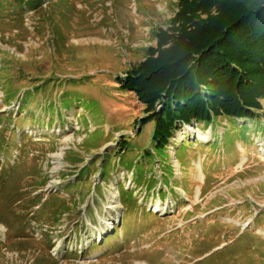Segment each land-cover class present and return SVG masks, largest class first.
<instances>
[{
	"label": "rangeland",
	"instance_id": "1",
	"mask_svg": "<svg viewBox=\"0 0 264 264\" xmlns=\"http://www.w3.org/2000/svg\"><path fill=\"white\" fill-rule=\"evenodd\" d=\"M177 7L0 0V264H264V100L159 159L119 89Z\"/></svg>",
	"mask_w": 264,
	"mask_h": 264
},
{
	"label": "trees",
	"instance_id": "2",
	"mask_svg": "<svg viewBox=\"0 0 264 264\" xmlns=\"http://www.w3.org/2000/svg\"><path fill=\"white\" fill-rule=\"evenodd\" d=\"M176 2L168 31L118 81L153 121L159 159L184 126L254 121L264 100V0Z\"/></svg>",
	"mask_w": 264,
	"mask_h": 264
},
{
	"label": "bare ground",
	"instance_id": "3",
	"mask_svg": "<svg viewBox=\"0 0 264 264\" xmlns=\"http://www.w3.org/2000/svg\"><path fill=\"white\" fill-rule=\"evenodd\" d=\"M59 156V155H57ZM110 207V206H109ZM163 209V208H162ZM247 226H249V222H244V224L242 225V227L246 228ZM235 259L231 256L230 254V258L228 259V261H234ZM227 260L222 259V261L219 264H227L225 263Z\"/></svg>",
	"mask_w": 264,
	"mask_h": 264
}]
</instances>
